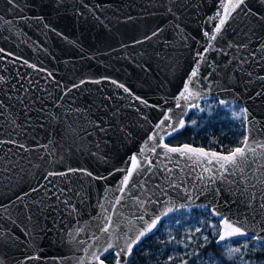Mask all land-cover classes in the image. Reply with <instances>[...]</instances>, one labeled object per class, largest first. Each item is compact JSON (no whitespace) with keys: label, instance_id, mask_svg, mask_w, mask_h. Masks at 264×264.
Here are the masks:
<instances>
[{"label":"water","instance_id":"obj_1","mask_svg":"<svg viewBox=\"0 0 264 264\" xmlns=\"http://www.w3.org/2000/svg\"><path fill=\"white\" fill-rule=\"evenodd\" d=\"M226 3L0 0L3 264H98L95 256L103 260L109 253L116 258L154 215L169 207L173 211L161 221L205 206L244 221L250 235L264 236V209L259 207L264 183L258 182L264 181V148L258 146L264 144V4L245 0L210 40ZM194 68L195 89L202 95L192 104L209 97L248 111L245 135L255 154L244 165L245 183L238 171L221 178L215 161L194 164L178 154L168 160L148 152L143 169L119 191L125 172L117 169L131 167L130 157L149 135H165L164 126L185 120L193 110L184 101L177 107L176 98ZM165 114L171 121L157 129ZM180 131L165 135L164 143ZM237 238L244 237L218 244ZM109 242L116 247L104 252Z\"/></svg>","mask_w":264,"mask_h":264},{"label":"trees","instance_id":"obj_2","mask_svg":"<svg viewBox=\"0 0 264 264\" xmlns=\"http://www.w3.org/2000/svg\"><path fill=\"white\" fill-rule=\"evenodd\" d=\"M199 106L204 110L199 111L194 107L184 120L186 127L168 139L167 144H190L224 154L241 146L245 124L232 118V112H239L242 108L240 105L230 103L222 106L216 98L204 97ZM193 120L196 121L195 125L191 124ZM197 228H200V232L195 231ZM219 228L220 218L213 217L205 206L180 210L162 220L157 231L133 249L127 264H264V249L253 252V242H249L248 251L244 253L242 243L245 238L218 244ZM204 236L208 237L207 241L203 239ZM169 240L172 242L169 243ZM228 247H241L242 252L229 260L226 256ZM103 260L109 264L116 262L112 253Z\"/></svg>","mask_w":264,"mask_h":264},{"label":"snow or ice","instance_id":"obj_3","mask_svg":"<svg viewBox=\"0 0 264 264\" xmlns=\"http://www.w3.org/2000/svg\"><path fill=\"white\" fill-rule=\"evenodd\" d=\"M13 0H9V3H12ZM245 3V0H228V3L222 4V7L224 9V16H220V13H217V16H220L219 23L215 27V34H212L210 36V40H216L217 35L221 32L222 27L225 25L227 17L231 15V11H234L235 9L239 8L241 5ZM259 3L264 4V0H259ZM171 11V9H169ZM157 35V33H153V36ZM206 37H209V33L205 32L204 34ZM150 39V37H149ZM231 46V45H230ZM212 45L209 44V48H211ZM208 49H205L207 51ZM203 59L204 57L201 55L200 57ZM198 76V68H194L191 72V75L188 77V79L184 82L183 89L180 91V93L177 96V107H182L180 104V101H184L185 107L191 108L195 107L199 109V111H203L204 109L200 108L198 104H192L191 102L193 100H197L202 95L200 91L195 89V79ZM264 79V78H262ZM122 87V86H121ZM125 92H128L129 90L127 88H124ZM141 103H144L143 100H141ZM221 105H225V101L220 102ZM187 113L185 112V115ZM232 118L236 120H242L245 124V128H247L248 121V111L246 108H241L239 112L233 111L232 112ZM164 121H171V118L168 114H165L164 119L161 120L155 127L157 129H160L162 126H164ZM192 125L196 124V121H191ZM186 124L183 118H180L175 125H173L171 122L168 123L166 126H164V132L167 136H172L173 133L180 131L181 129L185 128ZM165 135H161L159 132H157L155 135H149L147 138V141L141 146L139 153L132 155L130 157L131 160V167L128 169H117V171H124L125 175L123 176L120 185L118 186V190L123 192L125 188L128 187L129 181L132 178L133 174L142 170L144 165L141 162L148 152L153 153L156 156H160L163 159H171L170 154H178L181 159H188L193 161L194 164H199L202 159H207L208 164H212L214 161L216 164H218V171L221 173V178H223L224 173H228L229 175H235L236 172L241 173L240 182L245 183L247 177L243 175L244 173V165L248 163V157L249 154H255V148L251 147L249 143V135H245L243 140L241 141V145L239 147H235L227 154H218L217 152H207L203 148L198 147H192L188 144H184L179 147H172L168 144L164 143ZM158 137V140H157ZM0 143H4V141H0ZM12 143H15V141H12ZM215 143V141H213ZM20 147H24V145H19ZM261 148H264V144L258 145ZM47 147V146H44ZM157 149H163V153H158ZM148 167L151 168V162L149 161ZM229 168L233 169L234 171L228 172ZM76 171H84L85 175H92L90 172H87L86 170H78V169H69V172H76ZM170 171V170H169ZM204 171L206 173H211L212 169H209L207 167L204 168ZM53 175H66V173H54L49 172L48 176ZM106 177H93V179H105ZM47 179V177H46ZM214 180V177H212ZM259 183H264V181H258ZM229 183H232V181H229ZM175 187V185H173ZM252 187H255L253 184ZM38 189H32V191H37ZM243 192H247V187H245ZM27 195V193L25 194ZM17 199H23V197H17ZM252 200L255 199V195L251 197ZM117 203H119V198H117ZM249 207H251V201L248 202ZM102 207V206H101ZM261 209H264V203H261L259 206ZM173 211V208L169 207L166 210H162L160 215H154L150 222L146 224V227L139 230L138 234L135 236L134 239H131L130 242L126 243L125 248H121L120 251H117L115 253L116 255V262L115 264H127V257L132 254L133 247L138 245L142 238L146 237L149 233H152L154 229L157 228V225L160 223L162 217L168 216L170 212ZM213 216L220 217V223L222 225V228L217 229L219 239L217 243H220V241H224L226 239H231L233 237H244L245 241L242 243V248L244 250V253L246 254L249 247V242H253V248L252 251L256 252L259 249H264V236H260L257 234L250 235V232L252 231L247 227L244 221H232L229 218L223 216L219 211L213 210L212 211ZM31 219V217H29ZM110 221V217H106ZM140 220H143L144 217L140 216ZM15 223V221H13ZM209 227L216 226L209 225ZM103 231L107 232L108 228H104ZM196 232H200V228H197L195 230ZM192 235H195V232L192 233ZM0 239H3V234H0ZM18 239V238H14ZM174 239V238H172ZM203 239L207 241L208 237L204 236ZM172 240H169V243H171ZM191 239H189V243H191ZM181 243V242H178ZM187 247V245H184ZM116 247V244L113 242H109L107 247L104 248V252H108L110 249H113ZM203 247V245H201ZM241 247H228L226 250V256L229 260L234 259V257L237 254H240L242 252ZM121 252H124V258H121ZM95 256V253L93 254ZM103 255V253H101ZM37 257H28V259H36ZM241 260H243V255H241ZM95 259L97 260L98 264H104L103 260H100L99 256H95ZM171 259V258H170ZM0 264H3V261L0 260ZM23 264V262H21ZM184 264H187V262H184Z\"/></svg>","mask_w":264,"mask_h":264},{"label":"flooded vegetation","instance_id":"obj_4","mask_svg":"<svg viewBox=\"0 0 264 264\" xmlns=\"http://www.w3.org/2000/svg\"><path fill=\"white\" fill-rule=\"evenodd\" d=\"M108 255V254H107Z\"/></svg>","mask_w":264,"mask_h":264},{"label":"rangeland","instance_id":"obj_5","mask_svg":"<svg viewBox=\"0 0 264 264\" xmlns=\"http://www.w3.org/2000/svg\"><path fill=\"white\" fill-rule=\"evenodd\" d=\"M114 256V255H113Z\"/></svg>","mask_w":264,"mask_h":264}]
</instances>
